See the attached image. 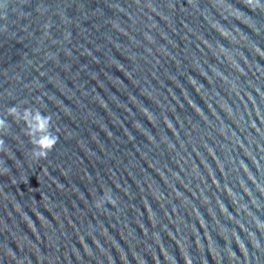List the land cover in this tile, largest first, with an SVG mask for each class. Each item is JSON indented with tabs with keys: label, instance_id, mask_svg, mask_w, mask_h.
Masks as SVG:
<instances>
[{
	"label": "water",
	"instance_id": "water-1",
	"mask_svg": "<svg viewBox=\"0 0 264 264\" xmlns=\"http://www.w3.org/2000/svg\"><path fill=\"white\" fill-rule=\"evenodd\" d=\"M244 2L0 0V117L38 109L58 138L35 161L22 123L0 135V264H264V9Z\"/></svg>",
	"mask_w": 264,
	"mask_h": 264
},
{
	"label": "clouds",
	"instance_id": "clouds-1",
	"mask_svg": "<svg viewBox=\"0 0 264 264\" xmlns=\"http://www.w3.org/2000/svg\"><path fill=\"white\" fill-rule=\"evenodd\" d=\"M243 5L250 11L264 9V4L261 3V0H245ZM0 19H3V17L0 16ZM8 118L24 125V135L32 145L31 158L35 161L46 159L48 153L53 150L58 142L57 136L50 130L51 117L43 115L38 109L23 108L21 110L19 105L12 106L7 109L3 117H0V135H6L10 128ZM0 152L7 154L3 140H0ZM105 202L113 207L115 206V201L108 193H105L102 200L96 203L95 207L100 208Z\"/></svg>",
	"mask_w": 264,
	"mask_h": 264
}]
</instances>
